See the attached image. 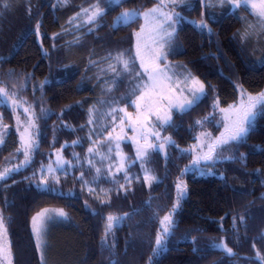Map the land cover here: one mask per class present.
Wrapping results in <instances>:
<instances>
[{
	"label": "trees",
	"instance_id": "1",
	"mask_svg": "<svg viewBox=\"0 0 264 264\" xmlns=\"http://www.w3.org/2000/svg\"><path fill=\"white\" fill-rule=\"evenodd\" d=\"M95 3L0 0V87L9 93L7 103H0V122L7 126L0 145L1 169L23 160L17 151L23 126L30 114L38 117L37 126L29 129L38 145L31 163L0 180V212L5 218L11 263L42 264L31 220L37 211L51 207L63 210L66 218L48 237L49 264H264L256 256L257 251L264 256V115L257 117L243 142L223 152L233 159L211 164V174H201V163L182 175L192 161L191 152L184 150L197 139L200 125L196 121L208 117L204 124L213 130L217 127L214 102L218 100L223 107L237 101L238 85L252 94L264 91V31L256 27L255 16L244 8L231 12L227 7H205L200 0L174 7L184 19L178 24L167 60L179 61L197 75L205 84V95L187 111L173 110L172 126L162 129L174 142L165 155L154 151L142 163L132 143L123 141L124 162H132L127 173L135 178L119 188L124 172L116 174L118 181L104 176L94 180L88 171L96 167L90 169L85 153L119 124V118L114 121L108 113L113 108H133L129 102L140 91L131 95L137 83L135 72H140L137 59L134 69L125 72L115 58L119 53L136 57L134 37L142 17L118 30L112 25L122 12L146 10L157 0H124L95 24L72 27L73 16ZM100 7L107 5L101 2ZM201 18L211 32L191 23ZM13 92L17 95L12 96ZM13 100L23 107L13 110ZM29 106L25 114L23 109ZM90 109L107 111L99 118L98 129L88 123ZM108 147L109 142L98 146L100 150ZM57 150L71 161L67 165L71 171L59 177V183L50 182V189L40 187L37 173ZM145 165L157 176L151 185L143 179ZM81 172L89 181L83 190ZM178 178L187 185V194L172 214L175 226L164 247L154 255L160 220L172 213L177 199ZM88 187L94 192L90 194ZM99 187L106 192L96 195ZM110 214L124 219L102 243ZM221 241L234 255L212 246Z\"/></svg>",
	"mask_w": 264,
	"mask_h": 264
},
{
	"label": "snow or ice",
	"instance_id": "2",
	"mask_svg": "<svg viewBox=\"0 0 264 264\" xmlns=\"http://www.w3.org/2000/svg\"><path fill=\"white\" fill-rule=\"evenodd\" d=\"M101 2L107 5V8L100 7ZM124 0H96V3L91 6L90 9H83L82 11L87 14L86 23L95 24L102 16L106 14V11L114 6H119L122 4ZM168 2L173 5L177 6L178 4H187L189 0H168ZM200 2L205 7H227L229 11L235 12L240 8H244L246 11H249L251 14L255 15L259 24L256 27H260L262 31H264V0H200ZM168 7V4L165 3V0H157V4L155 7L149 9L146 12H139L135 9L131 11H124L122 12L117 18L116 22L112 25L114 30H118L122 26H128L131 22L136 20L139 17H143L145 21V25H143L139 32L135 33L137 37V45H136V57L134 58H125L124 53H119L116 56V60L123 65V69L125 72H131L134 69V60L140 59V68L143 70L142 72H135V78L137 79V83L135 84L131 95H135L138 90L141 89H159L161 95L160 100L165 99V86L163 84L164 80H171L172 77L167 75L168 66L165 68L160 67V62L167 60L168 49L171 46V42L175 37L176 32V25L179 24L184 18L180 16L179 12H171L167 13L164 11V8ZM79 16V13H77ZM209 19H215L213 16L209 15ZM195 27L204 30L207 29L211 32V29L208 27V23L206 20L201 19L200 21H191ZM39 23L36 26L37 34H39ZM147 27L148 30V37L152 44L156 45L155 48L150 49L151 54L148 56L147 60L141 54V39L142 34L145 32ZM112 66L110 65V68ZM119 75V73H117ZM147 76V81L144 83H140L139 81L143 80L144 76ZM184 83L187 85L191 83L192 87L188 89L191 99H187L184 103L179 105H174L172 103L171 98H168V110L160 114L159 109H155L154 112V104L150 103L151 96L148 91H140V95L136 96L134 100H131L129 103L135 107L136 109V117L133 120L132 114L128 113L125 108H113L108 115L112 116V119L115 121L117 118L120 119L121 125L124 124L125 120L128 122V127L131 128L133 132L137 131V126H139L141 131V139L144 140V145H141L137 149V158L140 159L143 163L144 159L150 154L149 150L152 151H159L164 152L166 146L173 145L174 142L172 141L171 137H161L159 131H153L157 127L163 129L165 126L171 127L172 126V115L171 110L173 108H177L179 111H187L191 109L193 106L199 103L202 97L205 95V85L203 82L199 81L196 77L191 76L189 74L184 78ZM22 87V85H21ZM43 88V82L40 85ZM240 90V100L239 103L230 105L228 109H220L221 113H227L228 115L225 117L227 123L224 125L225 131L220 134L215 140H211V133L202 132L201 135L206 139L210 140L207 144V151H201L200 153H196L191 164L186 166L182 175L188 172L190 169H195L197 166L201 165V162H204L203 170L201 174L207 172L211 174L210 168L211 164H214L217 160H231L234 157L232 156H223L222 153L227 150V147L231 144H239L245 140L247 137L250 128L255 123L257 117L259 115H264V91L257 93L256 95H252L248 93L247 90L243 89L242 86H237ZM111 89H109L110 91ZM183 88L180 89L183 92ZM12 96H16L17 93H11ZM9 98V93L6 91L4 87H0V103H7V99ZM218 100L214 102L213 108L218 107ZM13 110H15L16 106L23 107V104H17L16 100L12 101ZM29 107H24L23 111L25 114L29 113ZM94 109H90L89 113V124L94 123L93 112ZM45 112L44 109H41V114L43 115ZM118 113H123L122 116L118 117ZM156 115V120L159 122L158 124H151V127L148 128V122L151 115ZM2 119V117H0ZM38 117H35V114L32 113L28 116V120L26 124L23 126V131L20 135V142L21 148H18V152H22L23 160L20 162L19 165L7 168L5 167L2 171H0V180H6L8 176L12 172H18L20 167H24L31 163V157L35 149L38 145L35 144L33 140L32 133L29 131L30 128L36 127V120ZM209 118L205 117L204 120L196 121V124L203 125L205 121ZM19 131L20 121L17 119ZM5 129L7 126H3ZM147 128V131L145 129ZM121 131H124L123 127H121ZM154 137L156 141L159 143H151L149 142V138ZM89 139L91 140V133L89 135ZM119 139V137H117ZM200 137H197L199 141ZM109 141L111 142V134H109ZM95 143L94 141H92ZM4 143V134L0 132V145ZM79 140L73 141V144H78ZM199 145L194 144L190 149H185L184 151H193ZM65 146L62 145L61 148L63 149ZM120 145L117 143L115 145L116 149H119ZM109 153L113 151L111 147L108 149ZM88 153L90 156H95L97 153L95 152L94 148L90 147L88 149ZM57 160L56 165L57 167L54 168L51 164H49L46 168L42 165L40 169V187L47 188L49 183L52 184L59 183V177L56 175L57 168H64L65 164H71V161H65L61 155V153H57ZM76 155V154H74ZM78 158V157H77ZM103 159H110V157H102ZM88 164L90 169L95 167V160L89 159ZM123 170V168L119 169ZM145 175L143 177L144 182L151 185L153 181H156L157 178L152 176L148 169H143ZM96 176L93 178L94 180L99 179L101 176V169L95 168ZM47 173V175H45ZM35 175V174H34ZM50 177V179H49ZM82 190L83 187L89 184V181L84 179V173L81 172L79 177ZM115 180V176H113ZM124 179L128 184H131V179L128 177L127 172L124 173ZM136 179H139L137 177ZM177 191V199L175 204L173 205L172 213L165 215L161 220V230L158 231L157 237L155 240L156 247L154 248L153 252L154 255L157 254L163 247L164 243L167 239V236L170 234L171 229L175 226V223L172 219V214L176 211L179 207L180 201L186 196L187 194V185L184 184L182 180L178 178V182L175 185ZM121 188H124V185H121ZM89 193H93L94 189L88 188ZM99 198V197H97ZM104 203L105 201H101ZM45 212L38 213L37 216L33 217V232L39 237L42 232V227H37V220L40 217H43ZM57 215L59 217L66 218V213L63 210H57ZM51 219V217H48ZM124 217L108 215L106 218V226H105V238L102 243L107 242V237L114 233V229L117 223L122 221ZM6 233L5 228V218L3 217L2 212H0V235ZM214 248H218L227 255H234L231 248L227 247L226 243L221 241L219 243H214L212 245ZM37 247H40L38 243ZM255 247V245H253ZM10 255V251L6 250L3 244H0V264H5V261L8 260ZM256 256L261 261H264V256H261L259 251L256 252ZM43 259V257H42ZM10 264V261H9Z\"/></svg>",
	"mask_w": 264,
	"mask_h": 264
},
{
	"label": "rangeland",
	"instance_id": "3",
	"mask_svg": "<svg viewBox=\"0 0 264 264\" xmlns=\"http://www.w3.org/2000/svg\"><path fill=\"white\" fill-rule=\"evenodd\" d=\"M165 3L168 4V7L164 8V11L167 12V13H171L173 11L175 12H178L174 7L176 6H173L171 5L168 0H165ZM157 3H155L153 6H151L150 8L146 9V10H142V11H139V12H146L148 11L149 9L153 8L156 6ZM179 5V4H178ZM87 9H90L87 8ZM128 11H131V10H128ZM81 13H83L82 15H85L82 17L81 16ZM255 16V15H254ZM81 19V21L79 22V19ZM86 19H87V14L84 13L83 11H81L79 13V16H73L72 18V21L74 24H72V27L75 25H78L80 23H86ZM203 19V18H201ZM201 19L199 20H194V21H200ZM254 21L258 22L259 21L257 20L256 16L255 18H253ZM145 25V21L142 17V21H141V24H140V27L138 29L137 32L140 31L141 27ZM71 27V28H72ZM178 28V24L176 25V29ZM256 29H259V28H256ZM136 32V33H137ZM148 37V30H147V27H146V30L145 32L142 34V39H141V54L144 56V58L147 60L148 56L151 54L150 52V49L152 48H155L156 45L152 44L151 40L150 39H147ZM135 39V51H136V45H137V37L135 35L134 37ZM137 61L139 62L140 64V59L137 58ZM166 66H168V72H167V75L172 77L171 80H164L163 81V84L165 86V93H164V96H165V99L163 100H160V91L159 89H141L142 91H148L150 96H151V100L149 101L150 103H153L154 104V112H155V109H159V112L161 115H163V113L165 111L168 110L167 106H168V98H171L172 100V103L174 105H179L181 103H184L187 99H191V96H190V93L188 91V89L190 87H192L191 83H188L187 85H185L184 83V78L186 76H188L189 74H191V76L193 77H196L199 81H201L199 79V77L195 74H193L191 71L189 70H186L183 66H181V63L179 61H171V60H166L165 62H160V67L161 68H165ZM143 70L140 68V72H142ZM147 81V76L145 75L143 77V80L142 81H139L140 83H144ZM203 82V81H201ZM204 84V82H203ZM205 85V84H204ZM183 88V92L180 91V89ZM140 90V91H141ZM140 91L139 93L137 94L140 95ZM238 91H239V97L237 99V101H234V102H231L230 105H234V104H237L239 103V100H240V90L238 88ZM249 93V92H248ZM252 94V93H251ZM257 93H253L252 95H256ZM100 105V103L98 104ZM97 105V106H98ZM223 106V107H217L215 108L213 111V115H214V120L215 121V124H216V129L213 130L211 127H208L206 126L205 124H203L202 126L200 125V128L198 130V134L196 136L197 137H200L199 141L196 139L195 142H193L191 145H189L186 149H190L192 147V145L194 144H197L199 145L195 150L193 151H189L191 152L192 154V160L195 156L196 153H200L201 151H204L206 152L207 151V144L210 142V140H206L202 135L201 133L202 132H206V133H211V140H215L217 137L220 136V134L222 132L225 131V128H224V125L227 123L225 117L228 115L227 113H221L220 112V109L223 108V109H228L229 106ZM133 108H125L126 111L128 113H131L132 114V118L133 120L135 119L136 117V109L134 106H132ZM99 108V106H98ZM124 108V107H123ZM100 109V108H99ZM97 109L96 112L93 113V117H94V123L93 124V129H98V126L100 124V122L102 121V119H99L100 117H103L105 115V113H107V111L104 109V110H99ZM177 108H173L171 110V115H172V112L173 110H175ZM178 110V109H177ZM123 113H120V116H122ZM173 117V116H172ZM213 118V117H212ZM106 121L108 119H105ZM120 121V119H119ZM117 121V123H119L117 125V127L115 128H112L111 131L107 134L106 138H101L100 140H97V143H95L93 145L94 148H96L95 152L97 153L94 157L93 156H90V154L87 152L85 153L86 156H85V162L89 159H94L95 160V167L96 168H100L101 169V176L100 177H103L104 178H111L113 179V176H116V174L118 172H120L121 168H123V172L125 173V170L127 172L129 166L132 164V162L128 163L127 162H124L125 161V158H126V155L127 153L124 151V149L122 148V143L123 141H129L132 143L133 145V148H134V152L136 154V159L137 160H140L137 158V149L139 146L141 145H144V140L141 139V131H140V128L139 126H137V131L136 132H133L131 130L130 127H128V122L127 120H125L124 124L121 125V123ZM116 123V124H117ZM159 122L156 120V115L153 114L150 116L149 118V122H148V128L151 127V124H158ZM115 124V125H116ZM6 126V125H4ZM121 127H123L124 131H121ZM92 131L90 130V128H87V131ZM153 131H159L160 133V136L163 138V137H170L169 134H163V130L159 127L155 128V129H152ZM4 131V127H3V124H1L0 122V132L3 133ZM96 131V130H95ZM145 131H147V128L145 129ZM96 133V132H95ZM92 134H94V132L92 131ZM109 134H111V142L109 141ZM117 137H119V139H117ZM173 141V139H172ZM101 142H109V147H111L113 149V151L111 153H109L108 148H103V150H100L98 148V146L101 145ZM149 142L151 143H159V141H156L154 137H150L149 138ZM119 143L120 147L119 149H116L115 148V145ZM98 148V149H97ZM61 153V151H55V157H53V160H51L48 164H45L43 165L45 168L51 164L54 168L57 167L56 165V160H57V153ZM154 151L152 150H149V153H153ZM167 152V146H166V149L164 152H161L162 154L165 155V153ZM188 152V151H187ZM62 155V153H61ZM223 155V153H222ZM224 156V155H223ZM63 159L65 161H68L66 159V157L64 155H62ZM102 157H110V159H101ZM81 162V165H83V162L82 160L80 161ZM201 163H204L203 161ZM9 164V161L8 163L6 164L8 166ZM96 164H99V166L97 167ZM68 164H65L64 165V168H57V171H56V175L58 177H62V176H65L66 172L68 171H71V167H67ZM202 167V166H201ZM148 169L151 173L152 176H156V173L153 172V170L150 169L149 166L145 165L142 166V174L145 175V172L143 169ZM3 169L0 168V171H2ZM89 174H91V176H96V172H95V169L93 170H90L88 171ZM128 174V177L131 178L130 174ZM37 184L39 185V181H40V176H41V173H40V169L37 173ZM45 175H47V173H45ZM135 178L134 175H132V178L133 179ZM50 179V177H49ZM114 180V179H113ZM115 180L118 181V179H116L115 177ZM124 183H127L125 180L124 182L122 183V181L119 183V188L121 187V185H123ZM48 189H50V187L48 186L47 187ZM89 188V187H88ZM54 190V189H52ZM95 192H96V195L102 193L104 194L106 192V189L102 188V187H99V188H96L95 189ZM45 210H48L45 215L43 217H40L38 218L37 220V227H42V232L40 234V236L38 237L34 232V235L36 236V240H37V245L38 243L40 244V247H39V251H40V257H41V260H42V264H49L48 261H49V248H48V237L50 235V233L52 232V230L54 228H56L58 222L63 219L64 217H59L57 215V210H59L58 208H51V207H44V209H41L40 211H37V213H35L33 215L34 216H37L38 213H42V212H45ZM114 216H117V215H114ZM33 217H32V220H31V224H32V231H33ZM48 217H51V219H49ZM120 223V222H119ZM118 224V223H117ZM8 243H9V238L7 236V234H3V235H0V244H3L6 248V250H9V247H8ZM10 251V250H9ZM43 257V259H42ZM9 261H10V264H12V259L10 258V255L8 257V260L5 261V264H9Z\"/></svg>",
	"mask_w": 264,
	"mask_h": 264
}]
</instances>
